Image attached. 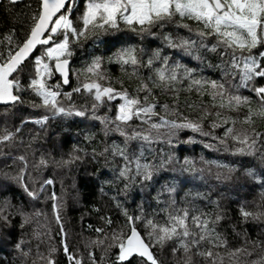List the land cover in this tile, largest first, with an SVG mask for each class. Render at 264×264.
<instances>
[{"label":"trees","instance_id":"trees-1","mask_svg":"<svg viewBox=\"0 0 264 264\" xmlns=\"http://www.w3.org/2000/svg\"><path fill=\"white\" fill-rule=\"evenodd\" d=\"M38 9L37 0L16 3L2 0L0 37L11 34L15 40L22 42ZM82 9L83 0H80L79 10L73 13V19ZM185 22L195 26L192 21ZM153 32L156 33L155 36L145 35L143 38L126 30L123 33L125 37H130L127 43L135 45L138 52L140 48L144 49L141 57L144 62L154 50L160 49L161 55L168 56L170 62L180 61L189 68H195L197 78L233 79L223 77L219 65L227 57L219 53L202 51L201 62L184 55L180 49L166 47L163 34L170 33L175 39L177 36H188L186 29L169 23L163 29L154 28ZM116 47L95 46L91 41L82 40L73 45L75 55L70 61V67L80 70L93 56H101L104 60L102 69L108 76L106 83L110 82L116 90H127L129 94L138 95L142 99L145 93L137 92L140 78L150 75V70L141 67L137 76L132 74L130 66L122 70L119 64L109 62L108 57L116 51ZM159 65L160 62L157 61L156 66ZM31 71V65L26 63L24 70L19 73L25 86ZM76 82V75L73 74V87ZM256 83L264 85V79ZM187 87V81L177 83L169 90L153 87L149 102L167 105L176 115L169 116L162 109L157 110L169 119L183 122L187 118L201 123L203 131L212 133V136L223 137L228 127L249 133L253 129L264 133V119L254 117L255 123L251 126L242 122L249 106H243L239 111L221 110L214 107L213 99L207 91L202 94L195 89L186 90ZM63 90L71 91V88L65 86ZM240 94L256 99L247 88H241ZM20 95L25 103L15 107L0 106V134L4 129L15 134L11 141L0 145V207L6 205L3 215L7 217L0 219V264H46V260L41 257H48L53 248L56 249L52 254L56 264H70L64 253L65 246L73 256L82 260V264H92L89 252L94 254L96 264H113L118 249L108 248V245L112 243L113 232L127 231V216L155 219L163 223L167 215L164 209L173 200L178 209L196 210L193 214L201 211L210 213L213 219L217 213L222 217L216 223L215 231L225 242L224 246L214 247L205 240L200 245V251L211 248L224 258V264H230L228 253L238 248L252 253L251 256L242 254L240 264H251V261L264 256V216L245 221L239 211L241 205L254 213L264 211V184L245 174L248 168L254 169L257 175L264 173V159L261 158L264 140L258 142L259 151L255 156H234L232 151L239 145L231 139L227 140L225 150L226 146L220 144L219 140H213L212 136H203L187 129L180 130L177 138H173V144L156 142L151 145L152 151L147 146L145 150L150 163L159 164L161 158L167 160L170 155L173 157L172 163L158 170L152 180L145 181L142 177L129 180L120 176L124 161L111 151L114 143L123 146L124 137L117 132L106 134L104 125L91 118L93 101L90 97L79 94L73 96L77 107L88 109L85 117L56 116L41 125L34 121L44 115L51 116V112L43 107H31L28 101L35 100L39 103V99L30 92ZM119 102H110L113 111L109 115H115L114 106ZM64 103L67 104V101ZM251 107L255 109L256 104L253 103ZM106 111V108H101L97 114L104 115ZM218 111L221 112L219 118L215 115ZM225 116L232 117L236 123L233 124L230 120L222 127H211L213 122L221 123ZM132 123L134 126L140 125V121ZM189 137L195 143H186ZM205 144L217 147L210 149ZM129 149L138 151L139 142H131ZM21 156L25 158L24 161L19 159ZM73 156L79 159L66 164L65 161L71 160ZM185 158L194 160L196 168L203 171H182L181 165ZM41 160L45 164H41ZM217 164L231 166L236 170L229 172L227 167H217ZM217 174L221 175L220 180L216 179ZM20 176L23 179L18 181L16 178ZM49 179L53 183L45 185L41 192V184ZM25 184L29 190L39 193L37 199L27 195L24 191ZM173 187L175 191L167 190ZM53 193L58 201L50 199ZM57 202L60 205L59 222L53 210V204ZM137 227L147 238L144 224L137 221ZM96 229H103V232H97ZM101 240L104 241L103 244L93 243ZM213 243L218 242L214 240ZM173 247H177L173 242H168L163 247L154 245L153 251L160 264H185L188 256H191V264H210V261L196 254L195 248L185 254L182 248L173 253ZM101 257H104L103 261ZM139 262L140 258L133 256L126 264Z\"/></svg>","mask_w":264,"mask_h":264},{"label":"snow or ice","instance_id":"snow-or-ice-1","mask_svg":"<svg viewBox=\"0 0 264 264\" xmlns=\"http://www.w3.org/2000/svg\"><path fill=\"white\" fill-rule=\"evenodd\" d=\"M10 2L16 3L17 0ZM79 4L80 0H41L40 8L33 15L30 31L22 42L15 40L11 34L0 37V106L15 107L23 104L26 101L20 93L30 92L39 99V103L35 100L28 101L30 106L43 107L52 114L34 121L44 125L56 116L85 117L88 109L77 107L73 96L79 94L90 97L93 101L91 118L104 125L106 134L117 132L124 137L123 146L115 143L111 146L112 154L124 161L120 176L129 180L142 177L145 181L152 180L158 170L173 161L170 155L167 160L161 158L159 164L148 162L145 156L146 146L152 151L151 145L156 142L166 141L171 145L178 132L185 129L203 136H212V133L203 131L199 122L187 118L179 122L177 119L161 115L158 108L169 116L176 113L170 111L167 105L149 102L153 87L169 90L177 83L187 81L186 90L195 89L202 94L207 91L213 99L214 107L221 110L239 111L241 107L249 106L242 121L245 124H254V117L264 119V85L256 83L264 79V0H83L82 11L73 19V13L79 10ZM185 21H192L195 26ZM169 23L186 29L189 35L177 36L174 39L170 33L163 34L166 47L180 49L184 55L201 62L202 51L219 53L227 57V60L219 65L223 77L233 79L197 78L195 68H189L180 61L170 62L168 56L161 55L160 49L154 50L144 62L141 58L144 49L140 48L138 52L135 45L127 43L130 37L123 35L126 30L139 34L142 38L145 35L155 36L154 28L163 29ZM82 40L91 41L95 46L120 45L108 60L119 64L122 70L130 66L133 75L139 76L141 67L148 68L151 74L140 78V86L137 89L138 93H145L144 97L141 99L138 95H131L127 90L118 91L110 82L106 83L108 76L102 69L104 60L101 56H93L80 70L72 69L70 61L75 55L73 45ZM37 50L39 55H35ZM157 61L160 62L159 66H156ZM26 63L31 65L32 71L25 86L19 73L24 70ZM73 74L77 79L74 87L71 84ZM65 86L70 87L71 91L63 90ZM241 88L249 89L256 99L253 100V96L241 95ZM116 100L120 102L114 106L115 115H109L113 111L110 102ZM64 101H67V104ZM253 103L256 104L255 109L251 107ZM101 108L107 109L104 115L97 114ZM215 115L219 118L221 112L218 111ZM154 117L156 119H153ZM230 120L233 124L236 123L232 117L225 116L221 123L213 122L211 127H222ZM133 121H140V125L134 126ZM14 135L4 129L0 134V145L11 141ZM212 139L219 140V143L225 146L227 140L231 139L239 145L232 151L234 156H255L259 151L258 142L264 140V133L254 129L249 133L228 127L223 137L212 136ZM133 141L139 142L138 151H130L129 144ZM185 142L195 143L192 137ZM204 146L210 149L217 147L214 144ZM261 158L264 159V153H261ZM19 159L25 160L23 156ZM75 159L79 157L73 156L65 163H72ZM41 164H45V161L41 160ZM217 167H227L229 172L236 170L221 164H217ZM181 170L193 173L203 171L196 168V162L189 158H185ZM245 174L264 184V173L257 175L254 169L248 168ZM16 179L21 181L23 176ZM216 179L220 180L221 175L217 174ZM52 183L50 179L45 180L40 191H44V186ZM167 190L175 191L174 187ZM24 191L33 199L39 197V193L29 190L26 184ZM50 199L58 201L54 193ZM59 208L58 202L53 204L57 222L60 221ZM5 210L6 205L0 207V219H7L3 215ZM164 211L167 215L163 223L155 219L127 216L125 213L128 220L127 231L113 232L112 243L108 245V248L118 249L113 264H126L133 256L140 257L139 264H160L153 247H163L168 242L177 245L173 247V253L182 248L184 253L188 254L195 248L196 254L210 261V264H224V258L211 248L206 251L199 250L205 240L214 247L224 246L225 242L215 231L216 223L222 219L218 213L214 219L210 213L202 211L193 214L196 210L176 208L174 200ZM239 211L245 221L249 218L257 220L264 216V211L254 213L248 211L245 205H241ZM137 221L144 224L147 238L138 230ZM96 231L103 232V229ZM214 240L218 243H213ZM93 243L103 244L104 241ZM55 251L53 248L48 257H41L46 260V264H56L52 257ZM64 253L70 264H82V260L73 256L67 246L64 247ZM242 254L252 255L244 248L235 249L228 253L230 264H240ZM89 259L92 264H96L92 252H89ZM103 259L104 257H101L102 261ZM185 264H191V256L187 257ZM251 264H264V256L251 261Z\"/></svg>","mask_w":264,"mask_h":264},{"label":"water","instance_id":"water-1","mask_svg":"<svg viewBox=\"0 0 264 264\" xmlns=\"http://www.w3.org/2000/svg\"><path fill=\"white\" fill-rule=\"evenodd\" d=\"M2 0H0V2H1ZM6 1H8V2H10V0H6ZM19 1H22V0H17V2H19ZM38 1V3H39V8H40V3H41V0H37ZM30 31V30H29ZM26 38V37H25ZM136 257H138V256H136ZM140 258V257H139Z\"/></svg>","mask_w":264,"mask_h":264},{"label":"rangeland","instance_id":"rangeland-1","mask_svg":"<svg viewBox=\"0 0 264 264\" xmlns=\"http://www.w3.org/2000/svg\"><path fill=\"white\" fill-rule=\"evenodd\" d=\"M35 55H39V50H37L36 54Z\"/></svg>","mask_w":264,"mask_h":264}]
</instances>
